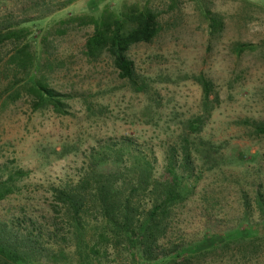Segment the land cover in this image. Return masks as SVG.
Segmentation results:
<instances>
[{
  "label": "rangeland",
  "instance_id": "rangeland-1",
  "mask_svg": "<svg viewBox=\"0 0 264 264\" xmlns=\"http://www.w3.org/2000/svg\"><path fill=\"white\" fill-rule=\"evenodd\" d=\"M125 1L148 2L159 13V36L128 52L150 92L134 93L109 62L85 61L81 51L91 26L55 38L42 57L53 66L43 65L40 74L51 87L75 96L70 101L73 115L33 112L27 98L11 102L0 96V168L27 174L17 183L19 192L0 202V221L18 219L26 230L29 218L39 220L46 213V190L76 181L89 149L107 140L135 139L155 156L154 174L160 177L185 122L202 112L200 88L189 79L202 74L212 80L220 97L200 133L219 145L214 155L219 166L207 171L195 162L198 182L178 212L176 234L189 243L205 237L210 243L236 230L264 233V136H254L238 124L243 119L264 122V0H78L71 5L61 0H0V28L45 17L29 24L39 40L61 19L98 16L104 8L117 11ZM203 8L222 16V32L209 37ZM237 42L257 49L236 56ZM84 101L94 105L95 114L85 111ZM247 264H264V253Z\"/></svg>",
  "mask_w": 264,
  "mask_h": 264
},
{
  "label": "trees",
  "instance_id": "trees-1",
  "mask_svg": "<svg viewBox=\"0 0 264 264\" xmlns=\"http://www.w3.org/2000/svg\"><path fill=\"white\" fill-rule=\"evenodd\" d=\"M76 1L61 0L62 5ZM201 15L209 37L222 32L221 15L206 8ZM44 18L0 28V51H4L0 96L5 101L27 98L33 112L50 110L59 117L72 116L70 101L75 96L51 87L40 71L43 65L53 66L48 59L42 62V57L55 38L81 26L92 27L81 51L86 62H109L134 93L150 92L128 55L138 44H152L162 31L159 13L148 2L125 1L117 11L104 8L98 16L61 19L51 29L39 30L38 34L43 33L38 40L29 24ZM256 49L257 45L237 42L233 50L240 56ZM189 79L200 88L202 112L185 122L184 132L169 148L160 177L154 174L153 153L132 137L97 143L89 149L76 181L46 190L49 202L43 205L46 213L41 219L29 218L26 230L20 228L18 219L0 221V264H212L231 260L247 264L259 258L264 253V233L257 229L236 230L210 243L206 237L189 243L176 234L178 212L194 195L198 182L195 162L200 161L207 171L219 166L214 158L219 145L200 137L220 104L219 92L202 74ZM84 102L85 111L95 114L94 105ZM238 124L254 136H264L262 121L243 119ZM26 175L20 169L0 168V202L19 192L17 183ZM257 206L263 209L260 199Z\"/></svg>",
  "mask_w": 264,
  "mask_h": 264
}]
</instances>
